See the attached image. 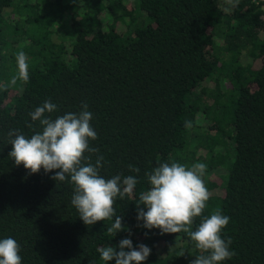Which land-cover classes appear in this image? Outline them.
Segmentation results:
<instances>
[{"label": "trees", "instance_id": "trees-1", "mask_svg": "<svg viewBox=\"0 0 264 264\" xmlns=\"http://www.w3.org/2000/svg\"><path fill=\"white\" fill-rule=\"evenodd\" d=\"M19 51L30 78L13 85ZM49 99L52 118L86 102L100 174L140 181L114 203V236V220L83 223L58 170L29 175L9 158V131L30 137L29 113ZM173 162L206 165L192 230L216 210L231 218L222 264H264V0H0V239L20 244L22 264H105L98 249L126 238L151 249L143 264H192L204 253L188 233L137 220L145 173Z\"/></svg>", "mask_w": 264, "mask_h": 264}, {"label": "clouds", "instance_id": "clouds-1", "mask_svg": "<svg viewBox=\"0 0 264 264\" xmlns=\"http://www.w3.org/2000/svg\"><path fill=\"white\" fill-rule=\"evenodd\" d=\"M231 4L232 0H228ZM17 74L11 84L29 81L28 56L24 51L16 54ZM58 111V106L46 100L29 113L33 123L28 124L33 134L26 137L16 129L9 131V153L16 166L23 165L29 175L44 170L45 174L55 172L51 177L56 182L68 181L73 185L72 206L85 225L98 221L114 220L108 232L113 236L124 230L122 218L116 214L114 203L117 198L124 199L132 194L140 182L137 176L120 174L106 178L100 174L104 156L90 142L98 138L91 121L93 114L86 102L81 104L78 113L67 112L52 118L50 114ZM39 123V130L34 128ZM190 126V125H188ZM14 137V138H13ZM92 154H96L92 162ZM129 171L139 174L140 168L129 165ZM206 165L196 163L186 167L179 163H162L145 173L148 190L139 195L137 220L146 229L157 228L161 233H188L195 247L202 255L192 264H222L230 260L234 251L230 250L231 238H222V231L230 222V217L220 210L204 217L196 229L194 219L201 217L210 198L204 183ZM143 205L147 210L140 207ZM119 251L114 247L98 249L100 259L109 264H143L151 249L144 244L133 247L130 239L119 242ZM128 249V251H125ZM20 244L12 237L0 239V264H22Z\"/></svg>", "mask_w": 264, "mask_h": 264}, {"label": "rangeland", "instance_id": "rangeland-1", "mask_svg": "<svg viewBox=\"0 0 264 264\" xmlns=\"http://www.w3.org/2000/svg\"><path fill=\"white\" fill-rule=\"evenodd\" d=\"M134 25H139L140 26L139 23H136V20L133 23H131V27H133ZM124 29H125V26L121 27L119 30L121 31V30H124ZM53 38L55 40H57V37L55 35H53Z\"/></svg>", "mask_w": 264, "mask_h": 264}]
</instances>
